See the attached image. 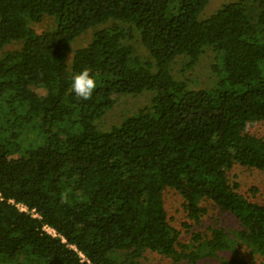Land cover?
Segmentation results:
<instances>
[{"label": "trees", "instance_id": "obj_1", "mask_svg": "<svg viewBox=\"0 0 264 264\" xmlns=\"http://www.w3.org/2000/svg\"><path fill=\"white\" fill-rule=\"evenodd\" d=\"M207 2L0 0V264H248L239 246L264 264V204L230 176L264 172V0L199 20ZM85 68L89 100L71 90ZM201 68L230 89L194 87ZM168 193L189 222L211 206L236 229L182 241Z\"/></svg>", "mask_w": 264, "mask_h": 264}, {"label": "rangeland", "instance_id": "obj_2", "mask_svg": "<svg viewBox=\"0 0 264 264\" xmlns=\"http://www.w3.org/2000/svg\"><path fill=\"white\" fill-rule=\"evenodd\" d=\"M238 0H208L207 4L203 8V10L199 13L198 19L203 20L212 14H214L218 9H220L224 4L229 2H234ZM51 20H45L39 25L40 30L49 29L52 27ZM88 40V36H80L74 40V42L70 45L69 54H72L74 50L79 45L85 44ZM78 46V47H76ZM211 58V57H210ZM205 65V61L203 63ZM199 65V64H198ZM191 79L189 81L194 83V87L200 89L215 88L218 90H226L230 89L229 85H222L219 81H216L213 77L208 76L206 73V68H201L198 71H194ZM193 78V79H192ZM148 95V97H147ZM151 98V93L144 92L141 95L135 97H126L124 98L123 103H119L116 105L109 115L102 121L103 124L109 126L113 124L118 119L123 118V115L126 111H132L135 109H140L148 104ZM127 99V100H126ZM131 113V112H130ZM257 135L264 137V126H261L255 130H253ZM230 176L240 185V191L244 193V195L252 200V202H257L258 204H264V172H258L256 170H242V169H234L231 171ZM252 190H255V193H252ZM182 200L180 197L173 193H168L165 195V209L167 212V217L170 220V223L180 232H182L181 239L182 241H187L190 238V235L195 232H206L208 227H224L225 229L231 230L236 229V223L231 218V216L221 213L219 209H216L211 206L207 207V213L201 219L198 225L189 222L185 214L182 210ZM185 224H189V230L184 226ZM55 235V233H53ZM239 255L243 257L248 264H259V261L256 257L251 256L249 252L245 249L244 246H239ZM220 256H223L222 254ZM226 257H229V254H225ZM152 264H172V261L169 259H165L159 256H149L148 261L146 263ZM149 263V264H150ZM200 264H216L214 261L205 260Z\"/></svg>", "mask_w": 264, "mask_h": 264}, {"label": "clouds", "instance_id": "obj_3", "mask_svg": "<svg viewBox=\"0 0 264 264\" xmlns=\"http://www.w3.org/2000/svg\"><path fill=\"white\" fill-rule=\"evenodd\" d=\"M96 87L97 82L87 68L72 77L71 90L78 99L89 100Z\"/></svg>", "mask_w": 264, "mask_h": 264}, {"label": "built area", "instance_id": "obj_4", "mask_svg": "<svg viewBox=\"0 0 264 264\" xmlns=\"http://www.w3.org/2000/svg\"><path fill=\"white\" fill-rule=\"evenodd\" d=\"M17 206V208L20 210V211H27V209H26V207L24 206V205H22V204H18V205H16ZM45 231H47L49 234H51V235H53V231L51 230V229H49V228H45Z\"/></svg>", "mask_w": 264, "mask_h": 264}]
</instances>
